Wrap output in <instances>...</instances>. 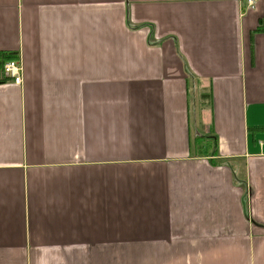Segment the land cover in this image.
<instances>
[{"label":"crops","instance_id":"1","mask_svg":"<svg viewBox=\"0 0 264 264\" xmlns=\"http://www.w3.org/2000/svg\"><path fill=\"white\" fill-rule=\"evenodd\" d=\"M0 52V264H264V0H0Z\"/></svg>","mask_w":264,"mask_h":264},{"label":"built area","instance_id":"2","mask_svg":"<svg viewBox=\"0 0 264 264\" xmlns=\"http://www.w3.org/2000/svg\"><path fill=\"white\" fill-rule=\"evenodd\" d=\"M248 6L251 8L255 5V0H247ZM22 65L20 61L17 60H11L4 64L2 69V76L5 80H8L13 85L19 86L22 84Z\"/></svg>","mask_w":264,"mask_h":264},{"label":"trees","instance_id":"3","mask_svg":"<svg viewBox=\"0 0 264 264\" xmlns=\"http://www.w3.org/2000/svg\"><path fill=\"white\" fill-rule=\"evenodd\" d=\"M16 59L17 55L14 53L0 52V73H2L3 66L6 62Z\"/></svg>","mask_w":264,"mask_h":264}]
</instances>
